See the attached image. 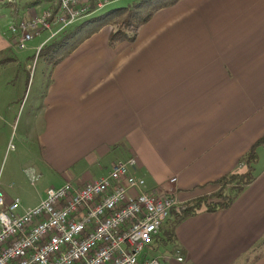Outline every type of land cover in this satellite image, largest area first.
<instances>
[{
	"label": "crops",
	"instance_id": "0c3cea01",
	"mask_svg": "<svg viewBox=\"0 0 264 264\" xmlns=\"http://www.w3.org/2000/svg\"><path fill=\"white\" fill-rule=\"evenodd\" d=\"M110 31L104 26L56 64L47 61L37 110L24 121L38 163L61 185L134 157L132 172L150 192L170 188L182 203L215 189L264 134V0H178L155 11L133 42L110 44ZM15 40L0 23V69L15 60L5 55ZM6 96L0 126L14 110ZM256 172L230 207L177 225L180 264H264V164ZM11 179L0 182L7 201L19 193ZM44 193L26 205L18 198L20 211Z\"/></svg>",
	"mask_w": 264,
	"mask_h": 264
},
{
	"label": "built area",
	"instance_id": "2783aa9c",
	"mask_svg": "<svg viewBox=\"0 0 264 264\" xmlns=\"http://www.w3.org/2000/svg\"><path fill=\"white\" fill-rule=\"evenodd\" d=\"M116 0H59L7 29L24 48L40 31L53 38L79 18ZM136 159L116 160L110 171L80 183L50 187L33 207L6 200L0 188V264H180L183 256L156 255L161 226L180 204L172 189L150 192L132 172ZM32 170L31 182L37 179ZM171 183L175 178L170 179Z\"/></svg>",
	"mask_w": 264,
	"mask_h": 264
},
{
	"label": "rangeland",
	"instance_id": "374dc122",
	"mask_svg": "<svg viewBox=\"0 0 264 264\" xmlns=\"http://www.w3.org/2000/svg\"><path fill=\"white\" fill-rule=\"evenodd\" d=\"M58 0H0V23L4 29L7 30L8 26L20 18L28 19L36 15L41 9L42 5L47 7L54 6ZM132 0H116L110 5L106 6L99 13L117 6H122L130 3ZM39 13V12H38ZM98 13V14H99ZM82 19V18H81ZM104 27V26H103ZM103 27H100L102 29ZM49 32H41L34 35L29 41L25 42L24 48L15 45L13 51L7 52L14 57L11 66L0 69V112L5 108V101L1 99V94L6 91L9 99H14V110L10 113V121L8 124L0 126V182L15 180L11 186L24 205L36 202L37 199L50 187L60 185L61 178L58 174L54 173L49 167L44 164L38 163L37 157L40 155V148L35 143L32 135L28 139H24V134L27 133L24 121L27 119L30 111L35 106H38V100L43 93V77L47 76L48 59L47 54L38 56L39 48L49 38ZM9 53V54H8ZM29 65V67L27 66ZM16 72V73H15ZM12 78L6 87H2V82L5 78ZM9 80V79H8ZM10 92V94H9ZM19 100L16 101V97ZM22 100V102H21ZM4 103V104H3ZM18 104V108H17ZM37 159H36V158ZM33 159V160H32ZM264 164V148L259 149V161L256 164V171ZM34 172L39 175L36 180L31 182L29 173ZM106 173L104 170L95 172L91 177H99ZM151 191L152 189H147ZM45 194V193H44ZM23 205V204H22ZM20 213V209L16 211ZM179 249V243L174 238L170 241L158 243L156 255L174 256Z\"/></svg>",
	"mask_w": 264,
	"mask_h": 264
},
{
	"label": "trees",
	"instance_id": "16d2710c",
	"mask_svg": "<svg viewBox=\"0 0 264 264\" xmlns=\"http://www.w3.org/2000/svg\"><path fill=\"white\" fill-rule=\"evenodd\" d=\"M178 0H132L122 6L109 8L102 13L75 23L38 51V56L48 55L52 65L68 55L81 41L98 31L100 27L109 26L108 41L110 44L126 41L133 42L140 27L147 22L155 11L173 5ZM57 6L53 8L55 12ZM264 148V134L261 135L239 160V170L229 172L215 180L216 188L195 196L172 208L164 220L159 243L175 238L177 225L187 217L199 211H216L226 209L232 205L244 188L257 176L256 164L259 161V149Z\"/></svg>",
	"mask_w": 264,
	"mask_h": 264
},
{
	"label": "bare ground",
	"instance_id": "6f19581e",
	"mask_svg": "<svg viewBox=\"0 0 264 264\" xmlns=\"http://www.w3.org/2000/svg\"><path fill=\"white\" fill-rule=\"evenodd\" d=\"M103 9H104V8L100 9V10L97 11V12H100V11L103 10ZM83 18H84V17H83ZM80 20H81V18H79L78 20H76L73 24H75L76 22H78V21H80ZM73 24H72V25H73ZM72 25H70V26H72ZM70 26H69V27H70Z\"/></svg>",
	"mask_w": 264,
	"mask_h": 264
}]
</instances>
